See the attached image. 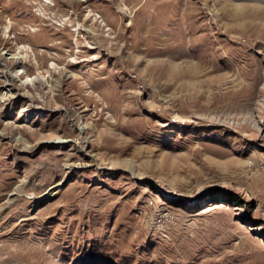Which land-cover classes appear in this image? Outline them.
<instances>
[{
    "label": "rangeland",
    "instance_id": "rangeland-1",
    "mask_svg": "<svg viewBox=\"0 0 264 264\" xmlns=\"http://www.w3.org/2000/svg\"><path fill=\"white\" fill-rule=\"evenodd\" d=\"M0 264H264V0H0Z\"/></svg>",
    "mask_w": 264,
    "mask_h": 264
},
{
    "label": "bare ground",
    "instance_id": "bare-ground-1",
    "mask_svg": "<svg viewBox=\"0 0 264 264\" xmlns=\"http://www.w3.org/2000/svg\"><path fill=\"white\" fill-rule=\"evenodd\" d=\"M181 64H184L185 67H188V62L186 60L183 61V63ZM187 65V66H186ZM196 65V64H195ZM188 69H190V67H188ZM191 69H196V67H191Z\"/></svg>",
    "mask_w": 264,
    "mask_h": 264
}]
</instances>
